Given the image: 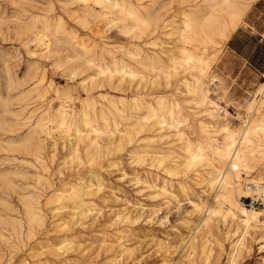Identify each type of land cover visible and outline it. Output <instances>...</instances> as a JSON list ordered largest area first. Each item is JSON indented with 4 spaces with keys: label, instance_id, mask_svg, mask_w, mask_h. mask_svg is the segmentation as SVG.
Returning a JSON list of instances; mask_svg holds the SVG:
<instances>
[{
    "label": "rangeland",
    "instance_id": "1",
    "mask_svg": "<svg viewBox=\"0 0 264 264\" xmlns=\"http://www.w3.org/2000/svg\"><path fill=\"white\" fill-rule=\"evenodd\" d=\"M127 1L138 4L137 0ZM80 6L75 0H0L1 264H229L228 254L235 253L231 246L242 237L240 233L242 228H239L234 237L228 238L227 235L239 227L237 223L230 217L224 218L222 213L217 214L218 216L211 215L210 218L203 213L205 207H215L216 203L213 198L214 192L201 182L200 167L196 171L191 169L185 172L184 167L179 166L178 177H169L172 186H167V189H171L173 193L162 194L161 181L163 177L168 176L165 171L175 165L165 161L159 168L151 167L149 163L152 159L149 155L145 156L143 163L134 162L136 156L131 151L137 149L136 145H143L145 142L133 143L121 152L108 154L105 151L95 164L90 165L88 160L92 150L85 149L84 141H77L73 133H70L69 138L72 140L69 144L64 131L56 129L55 122L48 121L49 114L61 101L57 98L55 89L59 90L61 97L71 95L72 101L67 104L76 109L80 108L81 101L87 94L79 84L83 79H86V84H90V76L96 75L97 72L73 70L78 63L65 59V49V52L61 49L59 55L49 58L40 56L43 51L30 54L29 51L42 47H37L33 43L25 45L28 37L23 31L35 26V31L49 35L58 29L60 31L56 35L61 36L63 30L65 34L62 35L66 36L68 32L75 33L88 45L115 44L118 47L124 40L123 35L118 34L117 28L105 25L106 21L103 19L102 24L101 19L88 17V27L84 26L81 18L85 14L81 12ZM34 17L38 20L34 21ZM43 17L51 27L50 32L44 29ZM243 20L244 23L242 22L231 38L220 43L221 48L217 53L211 54L209 51L203 55L209 62L208 76L204 79L209 97L221 107L220 111L223 112L220 115L228 112L229 125L234 129L240 126L242 120L248 118L247 105L250 101L254 99L257 101L260 98L257 91L260 84L264 83V0H256L243 16ZM156 37L161 45L168 42V38L161 33ZM165 46L172 48L175 56L179 55L176 45L169 43ZM162 59L164 64L170 63L167 55H162ZM34 67H38L39 71L44 73V80L22 101L19 96L27 85L20 84L28 80L29 73ZM182 78L191 80L190 75L180 73L167 84L163 77L156 78L151 72L145 71L143 81L141 79L133 81L129 91L95 89L91 91V95L95 97L98 105L108 106V101L100 99L98 95L101 92H109L115 96L113 98L117 101L119 110L131 112H136V108L129 102L137 92L143 94L147 103H152L154 107L157 106L152 99L154 97L164 96L170 103L178 101L183 113L191 112L188 123L183 125L181 130L188 139L196 142L199 137V121L206 122L208 119L202 114L201 108L189 103L188 95L175 93V87ZM134 86L138 89L136 90ZM119 96L125 97L127 102L119 103ZM24 103L29 104L27 110L33 111L31 119L25 121L26 125H23V120L17 121L13 115L19 112L20 106ZM51 107L53 110H49L48 113V108ZM137 112L140 115L146 114V105L143 104ZM37 120L42 121L45 126L49 125L56 143L54 150L52 139L45 140L43 160L40 163L34 161L30 155L24 154L23 148L17 147V144L25 142L23 139L28 125L33 126ZM99 125L102 123L99 122ZM108 125L112 126L109 120ZM153 126L159 130L158 124ZM79 128L83 133H89V129L81 123ZM161 133L169 135L163 140L164 143L159 145L163 151H166L163 147L171 146L176 152L182 153L180 149L182 142L176 141L175 129L165 127ZM214 136L220 137L218 133ZM143 137L145 134L141 138ZM99 141L102 142L101 138ZM74 144H78L80 159L74 157L72 149ZM262 162L264 159L260 160L259 164ZM259 164L251 178L260 174L264 176V170H260ZM94 172L101 179V190L92 198H86L93 201L89 204L91 211L77 219L72 215L75 206L74 199L70 198L72 186L80 180H89V173ZM156 174L159 176L157 180ZM136 176L141 177V183H136ZM242 177L246 176L242 174ZM143 179L150 182L156 180V185L149 188ZM93 182L95 185V181ZM178 182L185 185V191L180 188ZM244 182V180L240 182L243 187L246 185ZM94 189L95 187L92 190ZM26 196L36 198L38 210L43 215L41 224L29 225L24 207ZM237 199L247 208L253 207L264 213V206L250 204L249 198ZM190 201L198 203L202 209L195 210ZM224 207L225 205H222V212L225 210ZM121 210L130 213V221L114 223L115 213ZM160 211L169 217V225L159 224L157 214ZM138 216L139 220L133 223ZM148 218L152 220L148 222ZM206 218L209 220L204 224ZM261 220L264 221V218L261 217ZM14 227L19 229L18 235H15ZM262 234L264 231L259 227L254 232L246 233L242 241L244 245L238 249L239 256H236L235 264H264ZM64 240L70 244L62 251H56L55 248Z\"/></svg>",
    "mask_w": 264,
    "mask_h": 264
},
{
    "label": "bare ground",
    "instance_id": "2",
    "mask_svg": "<svg viewBox=\"0 0 264 264\" xmlns=\"http://www.w3.org/2000/svg\"><path fill=\"white\" fill-rule=\"evenodd\" d=\"M75 1L80 3V10L85 14L81 18V23L84 26L89 24L88 17L99 18L102 24L103 19L106 21L105 25L115 26L118 34L123 35L124 40L118 47L115 44L110 46L98 43L88 45L82 42L83 40L81 41L75 33L68 32L66 36L62 35L65 34L63 30L61 36L56 35L60 31L58 29L54 34L49 33V35L35 31V26L23 31L28 37L25 45L33 43L37 47H42L29 51L30 54L43 51L40 56L49 58L59 55L61 49H65V59L78 63L77 67L72 65L73 70L79 72L96 70L97 72L96 75L90 76V84H86V79H83L79 84L87 94L81 101L80 108L76 109L67 104L72 101L71 95L66 94L61 97L59 90L55 89V94L61 101L58 107L49 114L48 121L55 122L56 129L64 131L69 144L72 140L69 136L72 133L77 141H84L85 149L92 150L88 160L90 165L95 164L105 151L108 154L121 152L133 143L145 142L143 145H136L137 149L131 151L136 156L135 160L133 159L134 162L143 163L145 156L149 155L152 159L149 163L151 167L159 168L165 161H170L175 165L165 171L168 176H166L167 178L163 177L161 181L162 194L173 193L171 189H167V186H172V180H169V177L176 178L180 174L179 166L182 165L185 172L191 171V169L196 171L200 167L201 182L214 192L213 198L216 203L215 207H205L203 213L206 217L222 213L224 218L230 217L235 221L239 227L227 235L228 238L234 237L239 228H242L240 231L242 237L231 246L232 249H235V253L228 254L229 264H235L238 249L244 245L242 241L246 233L254 232L257 227L264 231V221L261 220V217L264 218V213L253 207L247 208L237 199V197L239 200L240 198H249L264 190V176L260 174L251 178L259 161L264 159V83L260 84L257 91L260 98L257 101L255 99L250 101L247 105L248 118L242 120L238 128H231L227 119L228 112L225 111L224 115H220L223 112L220 111L221 107L209 97L208 87L204 83V79L208 76L209 62L203 55L208 54L209 51L211 54L219 51L220 43L231 38V35L244 21L243 16L256 0H137V5L127 0ZM33 19L34 21L38 20L36 17ZM43 21L44 29L50 32L51 27L46 18L43 17ZM51 26L54 27L52 24ZM97 33L99 34L98 30ZM158 33L166 36L168 42L163 45L159 44L156 37ZM169 43L176 45L179 55L175 56L172 48L165 46ZM162 55H167L169 64L163 63ZM145 71L151 72L156 78L163 77L167 84L171 78L180 73L190 75L191 80L182 78L181 81H178L180 83L176 85L175 93L188 95L189 103L201 108L202 114L207 116L208 121H199V137L196 142L188 139L181 130V127L188 123L191 112L183 113L178 101L170 103L166 97L158 96L152 98L157 105L154 107L152 103H147L143 94L137 92L131 101H128L136 108V112H131L130 110H119L117 101L114 99L115 96L109 92H101L98 95L100 99L108 101V106L98 105L95 97L93 98L91 95V91L95 89H108L113 92L129 91L133 81L137 79L143 81ZM43 80L44 73L39 71L38 67H34L29 73L28 80L20 84L21 86L27 85V88L21 91L20 99L25 100ZM51 86L50 84L49 87ZM137 89L138 87H136ZM118 102L125 104L127 99L119 96ZM4 104L6 103L4 102ZM11 104L13 103L11 102ZM143 104L146 105L147 112L140 115L137 110ZM28 105L27 103L22 104L19 112L13 114L17 121L23 120V125H26L25 121L31 119L33 113V111L30 112L31 109L27 110ZM49 110H53V108H48V113ZM108 120L112 122L110 127ZM99 122L102 125H99ZM122 122L125 124L123 125ZM80 123L89 129V133L81 131ZM157 124L159 130L154 129L153 125ZM48 126H45L40 120H37L33 126L28 125L23 139L25 142H22L21 145L17 144V147L23 148L24 154L30 155L38 163L43 160L45 140L52 139V148L56 149L55 139L53 140L52 137L53 132ZM165 127L175 129L176 141L182 142L180 148L182 153L176 152L171 146L163 147L166 148V151H163L159 146L160 143H164L165 137H169V135L161 133ZM215 133H218L220 137L214 136ZM144 134L145 137L141 138ZM99 138H101V143ZM77 145L74 144L72 149L74 157L80 159ZM174 154L177 155L174 156ZM259 166L260 170H264V162ZM242 174L246 176L245 178L250 177L251 179L243 178ZM89 177V180H80L72 186L70 198L74 199L75 203L72 215L77 219L86 216L91 211L89 204L93 201L86 198H92L101 190L102 184L99 175L94 172L89 173ZM157 177H159L158 174H156V180ZM92 180L95 181V185ZM156 180L151 182L144 180L143 182L151 188L156 185ZM243 180L246 183L244 187L240 183ZM139 182L141 183V177L136 176V183ZM178 184L185 191V185L182 182H178ZM93 187H95L94 190H92ZM57 197L60 199L59 196ZM24 202L29 225L41 224L43 215L38 210L36 198L26 196ZM190 204L197 211L202 209L198 203L190 201ZM222 205H225L223 212ZM152 212L154 215V210ZM129 214L125 210L115 213L114 223L130 221ZM149 217H151V213ZM139 218L140 216L136 217L132 222H137ZM209 218L204 219L203 223H207ZM151 220L152 218L147 219L148 222ZM16 226H18L17 222ZM14 232L15 235H18L19 229L14 227ZM226 233L228 234L229 231ZM262 239H264V234H262ZM69 244L66 240L61 241L55 249L62 251ZM1 262L2 256L0 255V264Z\"/></svg>",
    "mask_w": 264,
    "mask_h": 264
},
{
    "label": "built area",
    "instance_id": "3",
    "mask_svg": "<svg viewBox=\"0 0 264 264\" xmlns=\"http://www.w3.org/2000/svg\"><path fill=\"white\" fill-rule=\"evenodd\" d=\"M249 202L252 205L256 206H264V190H261L258 194H254L252 197H249ZM157 218L159 220V224L162 226H167L170 224V219L168 216L164 215L163 212H158Z\"/></svg>",
    "mask_w": 264,
    "mask_h": 264
}]
</instances>
